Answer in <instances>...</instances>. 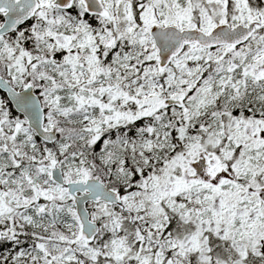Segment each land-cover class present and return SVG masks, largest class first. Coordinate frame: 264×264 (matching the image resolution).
<instances>
[{"label":"snow or ice","instance_id":"1","mask_svg":"<svg viewBox=\"0 0 264 264\" xmlns=\"http://www.w3.org/2000/svg\"><path fill=\"white\" fill-rule=\"evenodd\" d=\"M0 264H264V0H0Z\"/></svg>","mask_w":264,"mask_h":264}]
</instances>
